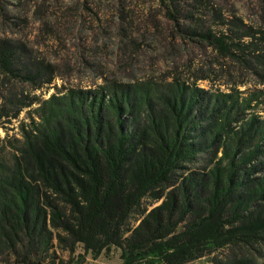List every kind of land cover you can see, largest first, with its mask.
<instances>
[{
	"label": "trees",
	"instance_id": "obj_1",
	"mask_svg": "<svg viewBox=\"0 0 264 264\" xmlns=\"http://www.w3.org/2000/svg\"><path fill=\"white\" fill-rule=\"evenodd\" d=\"M220 25L200 34L207 46L264 84V28ZM54 80L0 38V129L29 119L0 139V264L115 251L122 264H264V88L174 78L34 94Z\"/></svg>",
	"mask_w": 264,
	"mask_h": 264
},
{
	"label": "rangeland",
	"instance_id": "obj_2",
	"mask_svg": "<svg viewBox=\"0 0 264 264\" xmlns=\"http://www.w3.org/2000/svg\"><path fill=\"white\" fill-rule=\"evenodd\" d=\"M236 19L264 28V0H0V38L24 45L33 61L53 67L52 85L34 93L41 98L95 90L113 81L144 84L174 78L187 84L197 80L206 90H226L240 82L264 88L261 78L239 72L238 64L220 58L200 35L219 33L222 21ZM199 70H211L210 81L198 80L207 75ZM11 86L32 92L19 82ZM22 122H29L28 111L1 128L0 139L20 138ZM211 259L192 264H212Z\"/></svg>",
	"mask_w": 264,
	"mask_h": 264
},
{
	"label": "crops",
	"instance_id": "obj_3",
	"mask_svg": "<svg viewBox=\"0 0 264 264\" xmlns=\"http://www.w3.org/2000/svg\"><path fill=\"white\" fill-rule=\"evenodd\" d=\"M85 264H122L120 252H112L109 256L102 255L98 259L88 258Z\"/></svg>",
	"mask_w": 264,
	"mask_h": 264
}]
</instances>
